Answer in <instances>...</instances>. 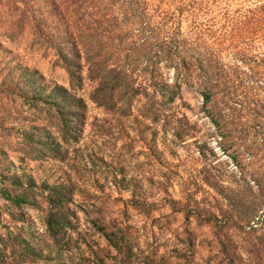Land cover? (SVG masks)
Here are the masks:
<instances>
[{
  "label": "rangeland",
  "instance_id": "rangeland-1",
  "mask_svg": "<svg viewBox=\"0 0 264 264\" xmlns=\"http://www.w3.org/2000/svg\"><path fill=\"white\" fill-rule=\"evenodd\" d=\"M16 1H8V8L14 7L18 12L15 4L21 6L22 1ZM223 2L201 0L198 7L202 9L195 11L188 21L193 81L182 82L177 97L170 103L166 129L162 121L145 118L135 109L132 114L122 115L92 101L89 94L94 82L87 78L85 66L79 83L71 85L68 71L56 61L53 50L32 41L30 24L13 41L0 33L9 49L5 54L9 62L41 75L44 93L54 84H63L86 104L83 129L78 140L70 143L65 160L24 155L16 150L19 130L14 128L8 134L14 148L5 146L14 163L11 171L23 176V180H34L38 205L24 204L11 215L0 196L1 233L6 229L19 230L39 248L50 244L51 254L64 258L67 264H112L116 250L96 224L117 223L126 227L132 264H264V255L253 248L264 220L256 216L243 224L239 219L245 203L260 191V184L264 186V60H259L264 56V46L249 50L253 57L248 53L247 62L221 48ZM198 55L204 65L219 66V75L212 76L217 80L216 91L206 104L195 84L207 80L210 72L199 65ZM162 72L171 79L170 68L163 66ZM236 78L242 80L248 91L227 101L225 90ZM0 106L4 125L25 129L41 124L27 104L4 98ZM209 112L219 123L222 117L223 136ZM4 129L0 127V140L4 138ZM176 130L182 132V138ZM228 152L236 155L242 170ZM43 180L62 181L74 191L67 202L72 210V226L62 231L60 245H54L45 230L47 204L40 194ZM132 188L151 205L135 207L129 199ZM240 195L245 203H232ZM262 209L264 205L258 214ZM19 211L24 220L19 218ZM249 224L255 225L252 231ZM220 237L231 244L229 252L222 249ZM34 263L29 260L23 264Z\"/></svg>",
  "mask_w": 264,
  "mask_h": 264
},
{
  "label": "trees",
  "instance_id": "trees-1",
  "mask_svg": "<svg viewBox=\"0 0 264 264\" xmlns=\"http://www.w3.org/2000/svg\"><path fill=\"white\" fill-rule=\"evenodd\" d=\"M8 1L0 0V27H4L0 33L6 40L19 38L30 24L32 41L46 50H53L56 61L68 71L71 85L79 83L85 66L87 78L94 82L89 94L92 101L122 115L132 114L135 109L145 118L162 121L166 129L170 122V103L177 97L182 82L192 84L193 81L188 21L195 11L202 9L198 7L201 0H21V6L15 4L18 12L14 7L13 10L8 8ZM222 1L221 48L247 62L249 50L264 46V0L253 4ZM23 3H26L25 8ZM8 50L0 39V101L8 98L27 104L41 123L21 129L13 124L4 125V114H0V127L6 129L0 140V196L5 199L8 212L14 215L13 210L24 204L38 205V193L34 189V180H23V176L11 171L14 163L5 146L14 148L8 134L14 128L19 130L16 150L24 155L65 160L70 143L78 140L83 129L86 104L63 84H54L44 93L43 82L39 81L41 75L19 63H10L5 56ZM250 57L253 56L250 54ZM198 60L199 65L210 72L207 80L195 84L206 104L216 91L217 80L212 76L219 75V66L215 63L210 67L204 65L200 55ZM259 60H264V56ZM163 66L172 70L171 79L162 72ZM238 78L233 79L232 85L225 90L227 101L248 91ZM235 80L238 81L234 83ZM209 115L223 136L222 117L219 123L212 112ZM176 131L182 138V132ZM222 146L227 151V146ZM227 154L242 170L236 155ZM5 161L7 163L3 165ZM256 183L260 184V180ZM258 190L248 203L241 195L237 200L232 198V203L237 201L246 205L239 215L243 224L256 216L264 220V209L258 214L264 205V186L260 184ZM40 191L47 204L43 217L45 230L52 243L60 245L62 231L66 232L72 226L67 202L74 193L73 188L62 181L43 180ZM136 194L132 188L129 199L135 207L151 205ZM19 218L24 220L20 211ZM254 227L249 224L251 231ZM96 228L116 250L112 264H132L126 227L100 222ZM220 244L225 252H229L231 244L221 237ZM36 245L19 230L0 232V264H23L29 260L36 264H67L64 258L58 259L59 256L51 254L50 244L42 245L48 248L46 252V248ZM237 247L239 245L232 251ZM253 248L260 256L264 255V227L256 236ZM38 260L42 262L37 263Z\"/></svg>",
  "mask_w": 264,
  "mask_h": 264
}]
</instances>
